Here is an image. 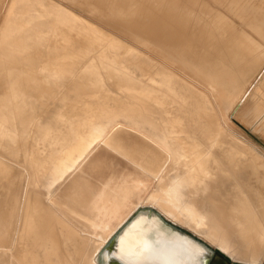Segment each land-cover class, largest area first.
<instances>
[{"label":"bare ground","instance_id":"6f19581e","mask_svg":"<svg viewBox=\"0 0 264 264\" xmlns=\"http://www.w3.org/2000/svg\"><path fill=\"white\" fill-rule=\"evenodd\" d=\"M83 1L102 7V18L122 25L118 30L144 49L111 38L51 0L35 1L34 16L22 11L23 0H0L1 54L8 43L0 57V148L15 162L0 157V264H79L81 235L56 217L47 198L102 141L158 182L107 242L92 241L82 264H207L209 248L170 231L163 218L209 237L234 261H260L262 159L224 131L216 106L228 114L245 97L243 63L256 64L258 44L241 31L240 43H226L225 33L236 35L247 25L264 36V0ZM213 5L236 15L239 29ZM179 16L199 25L173 35ZM37 41L50 60L63 58L43 73L35 62ZM7 123L14 128L5 141ZM65 194L75 196L73 188ZM56 203L95 222L65 200Z\"/></svg>","mask_w":264,"mask_h":264},{"label":"rangeland","instance_id":"374dc122","mask_svg":"<svg viewBox=\"0 0 264 264\" xmlns=\"http://www.w3.org/2000/svg\"><path fill=\"white\" fill-rule=\"evenodd\" d=\"M35 1H38L39 3L41 2V4H47V1L49 0H23L22 11L26 15L34 16L39 13L38 10L40 5L35 4ZM51 1L56 3L58 6H60V8L64 12L72 13L71 15L77 16L78 19L80 17L79 19L80 21L86 24L90 22V25H93L94 27L103 30L111 38L112 37L118 38V40H124L126 44L139 47L142 50L144 49L143 45H140V43H137L135 39H133L132 34H126L121 30H118V29H124L122 25L118 24L121 26L120 27L102 18V16L98 13V11L103 10V9H99L102 7L98 6L96 8L94 4L91 6L89 2L85 3L83 0H51ZM18 6L19 4L15 3L13 5V8L16 9ZM213 6L215 7L216 10H218L217 11L218 13L225 16V18L228 21L230 22L232 21L233 23H235V26L237 27V29H239V26H241L240 23L241 20L238 19L240 21L239 22L237 20L236 15H232L231 13H228L223 7L221 8L217 5H213ZM103 8L106 7L103 6ZM1 14H2V9L0 8V15ZM86 21H88V23ZM193 23L198 24V21L194 22L193 20L190 19L189 20L182 19L179 16L177 18V21L173 23L174 26L173 35H179L182 33L179 27L181 28L189 27L190 30H192L194 25ZM3 24L5 26V22ZM112 25L117 28L115 29V27H112ZM242 26L240 28L241 30H238V33L236 35L231 32H226L225 42L227 43L228 41H230L237 43L239 41L240 43L238 37L239 36L241 37V32H244L245 34H247V36L250 39H252V37L255 38L256 40L255 42H257L258 44L256 49L259 55V59L255 65H253L252 59L250 58L247 63H243L244 66H247L246 69L248 70L245 73L244 79L242 80L241 83L242 84L241 88L243 87L245 92V97H243L244 99L243 101H241V104L235 106V108L232 107L233 109L230 108L228 114H226L225 111L226 109L222 106V104H217L216 107H217V113L218 114L221 113L220 114L221 118L222 119L224 118L223 119L224 131L230 136H232L235 140L243 144L244 146H247L249 148L251 147V149H254L255 150L254 153L259 157V159L260 158L262 159V160L260 159L261 160L260 166L262 169H264V165H263L264 163V36L261 37V35H258V33H256L255 31L254 32L250 31L251 29H249L250 27H248L247 25H246L247 27L245 25ZM153 27L154 26H150L149 29L155 30ZM106 30H108L109 32ZM253 33L255 36L252 35ZM78 39H79L78 35L72 38L73 41H78ZM6 44L8 43L2 44L3 54L0 53V57L4 55L7 49ZM32 45L38 47V49L40 50L38 51L40 52L41 55H39L38 56L39 58L35 60V62L38 64L37 72L39 73L46 72L45 68L47 67V65L49 64L53 65V63L55 64L56 61H60L63 59V58L54 57L53 59L50 60L51 57L49 55L50 51L46 47H44L43 44H40L37 41ZM46 45L48 46L49 43H46ZM70 47H72V45ZM70 47H68L65 50L70 49ZM220 47L224 48L223 46ZM46 50L48 51L44 53ZM257 53L254 55L255 57L257 56ZM3 76L0 77V79L2 78L0 82L5 81V78H3ZM1 86L2 85H0V87ZM18 98H21L20 95ZM16 105L20 106L19 110L23 108V103L21 101L18 102ZM7 106H11V103H9ZM12 110H14V107L12 108ZM251 112L253 113L252 117L250 116ZM9 124L10 123H7L4 126L5 129H8L6 130L8 133L4 138L5 141L8 135H12L11 129L14 128V124L13 125H11L12 123L10 125ZM120 124L127 126L130 125L129 123L124 121H122ZM1 143H3V139H0V144ZM110 148L112 147H110L108 144L102 141L96 153L91 157V159H89V161H87L83 165V167L80 170H78V172L74 175V178L73 177L69 178L61 187L56 189V191L53 193L51 197L47 198L50 208L53 211H55L54 212L55 215L58 213L56 217L59 220L63 218L61 220L63 223L67 224L68 226L71 225L70 227L76 230L79 236L81 235L80 236L81 239L78 246L79 253L77 255L78 258L77 262L79 264H82L83 263L82 260L85 258V256H87L92 251L91 248L93 247L92 241L102 240L104 242H107L108 239L111 237L112 233L116 230V228H118L121 225V223L139 204L143 203V200L148 196L152 188L158 182L157 176H155L152 173L149 174V172L145 171L139 165L134 164L133 162L125 158L117 150H115L114 148L112 149ZM0 157L5 161H10L15 163L14 160L11 159V156L7 155V153L2 148H0ZM98 159L99 162L97 161ZM78 180L80 183L78 182ZM70 188H73L75 192L74 198L71 199L65 194L66 189H70ZM57 200L67 201L69 204L72 205L73 208L78 209L81 212L92 216L95 222L94 223H89L88 221L86 222V220L80 218L78 215H75L70 210L58 206L56 203ZM176 225L182 227L189 234L194 235L196 238L201 239L202 241L206 242L209 245L213 243L214 246L212 245L211 246L217 251V253L212 258L210 264H226L224 263V260H226L228 256L217 248V246L219 247L217 243H215L207 236H201L207 240L209 239L208 241L211 243L210 244L205 239L195 235L192 231H189L187 228L179 224ZM221 240H223V238ZM219 248L221 249V247ZM221 250L224 251L223 249ZM224 252L227 253L226 251ZM61 253L64 254V251ZM219 254H222L224 257L221 259L219 257ZM236 259L245 262H250L253 264H258L263 259L260 264H264V255L263 258H261V260L258 261L257 263L244 260L243 258L240 257H237ZM233 264H244V263L236 261Z\"/></svg>","mask_w":264,"mask_h":264},{"label":"water","instance_id":"95a60500","mask_svg":"<svg viewBox=\"0 0 264 264\" xmlns=\"http://www.w3.org/2000/svg\"><path fill=\"white\" fill-rule=\"evenodd\" d=\"M163 218V217H162ZM163 221H164V226L165 225H167V226H165V227H169V229H170V231H172V232H174V231H181V232H183V233H186V234H189L185 229H183L182 227H179L178 225H176L174 222H172V221H170V220H168V219H166V218H163ZM172 229V230H171ZM174 229V230H173ZM189 235H191L193 238H195L196 240H198L200 243H202L203 245H206L208 248H209V250L211 251V256H210V258H209V260H208V262H207V264H210L211 263V260H212V258L216 255V253H217V251L211 246V245H209V244H207L206 242H204V241H202L201 239H199V238H196L194 235H192V234H189ZM220 250V249H219ZM221 251V250H220ZM222 252V251H221ZM219 257L222 259L223 257H222V254H219ZM234 262H236V261H234L231 257H229L228 256V259L227 260H224V263H227V264H233ZM100 264H104L102 261L100 262ZM244 264H247V263H244Z\"/></svg>","mask_w":264,"mask_h":264},{"label":"flooded vegetation","instance_id":"af4514ba","mask_svg":"<svg viewBox=\"0 0 264 264\" xmlns=\"http://www.w3.org/2000/svg\"><path fill=\"white\" fill-rule=\"evenodd\" d=\"M222 257H224V256L222 255ZM227 259H228V258H227ZM227 259H226V260H227ZM226 264H227V263H226Z\"/></svg>","mask_w":264,"mask_h":264}]
</instances>
